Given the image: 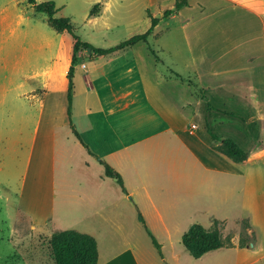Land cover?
<instances>
[{"label": "crops", "instance_id": "1", "mask_svg": "<svg viewBox=\"0 0 264 264\" xmlns=\"http://www.w3.org/2000/svg\"><path fill=\"white\" fill-rule=\"evenodd\" d=\"M215 1L212 10L215 14L225 12L226 18L221 21L226 28L235 22L257 24L262 28L260 51H230L223 55L217 52L216 42L212 41L213 45L210 47L209 43L207 47L210 51L201 53L202 72L210 71L212 76L225 74V91L206 83L200 74H189L204 80L200 89L208 101L207 106L224 109V127L215 118L212 120L213 133L220 137L223 131L225 138L233 140L245 151L248 157L243 163L235 162L213 148V138L200 121V116L203 117L200 109L198 113L193 108L186 110L180 103L185 101V96L171 90L169 85L174 81L180 83L178 79L165 76L168 71L160 70L154 59H151V65L136 57L121 61L120 57L129 47L103 56L89 53V57H81L82 61L74 66L72 121L82 140L95 154L90 155L76 140L68 124L66 74L71 60L67 59L62 68H55L51 63L43 67L35 64L41 57H50L51 60L53 56L41 51L45 45L38 36L35 39L34 32L29 50H36L31 59L26 58L28 32L21 30L23 15L14 11L18 7L17 0H3L0 4V61L3 63L0 67V101L4 102L7 92L14 91L13 99L19 109L11 108L12 111L6 114L16 125L10 128V137L5 136L11 140L7 146L8 157L6 162L2 159L0 170L6 168L12 182L14 178L19 180L18 199L9 197L14 210L11 215L14 225L20 218L32 227L53 221L52 199L58 152L56 135L60 129H69L71 135L67 133L63 137L66 177L73 178V193L80 203L87 204L88 210L108 194L115 197L118 206L139 195L153 205L162 220L165 215L154 206L158 199L166 204L184 203L188 196L196 193L206 199L200 188L204 187L212 195V172L225 173L230 180H238L241 184L240 191H234L232 181L226 183V201L235 212L234 218H246L255 235L251 249L239 246L234 249L239 256L252 253L255 259L264 256V142L252 146L249 141L253 124H260L259 129L261 124L264 125V114L259 112L264 108V0ZM99 4L94 15L89 11V18L96 21L104 17L107 22V14L111 11L112 15L113 6ZM173 4L174 0H143L142 8L152 11L153 7L161 6L166 10ZM237 12L241 14L235 15ZM230 13L238 18L232 21ZM259 40L258 36L255 43ZM23 60L27 61L26 68L23 63L21 66ZM251 70L262 74L257 83L245 81ZM174 75L183 77L176 72ZM58 86L64 89V93L51 100V92ZM35 101L38 103L37 109L34 108L36 113L30 109ZM208 118L211 119L212 114ZM19 154L22 159H16ZM78 155H81L80 162L73 163L72 159ZM92 157L99 165L91 161ZM222 159L225 162L218 164L217 161ZM101 161L120 173L125 192L114 179L105 176ZM27 203H37V206L32 209ZM109 208L94 209L96 214L92 216H98V210ZM208 212L211 214L210 225L213 220H222L212 219V207ZM90 230L94 228L89 226L87 231H75L91 235L96 240L95 233ZM222 249L212 250V253Z\"/></svg>", "mask_w": 264, "mask_h": 264}, {"label": "rangeland", "instance_id": "2", "mask_svg": "<svg viewBox=\"0 0 264 264\" xmlns=\"http://www.w3.org/2000/svg\"><path fill=\"white\" fill-rule=\"evenodd\" d=\"M51 1H54L58 9L57 17L70 18L78 39L97 48H110L133 35L144 33L150 26L148 13L158 17L160 21L157 28L154 29V33L152 32L146 42L126 48L127 51L120 57L121 61L136 57L139 61L144 60L151 65V59H154L160 70L164 73L168 71L164 74L165 76H169L170 79H178L177 81L180 82L174 81L169 86L173 92L178 91L180 95L185 96V101L181 100L182 102H180L183 103L184 108L186 110L193 108L195 111L197 110V113L200 109L203 115V117L200 116V121L210 138H213L215 143L213 148L221 145L222 140L227 139L223 131L220 137L214 134L212 125V120L216 118L219 121L218 124L222 128L224 127V109L213 105L211 108L208 107V101L200 89V84L205 80L211 86L214 84L218 90L225 91V74L212 76L210 71L203 73L201 67L204 66H200L203 64L201 53L210 51L207 47L209 43L210 47L213 45L212 41L216 42V48L219 49L217 52L223 55L230 51L239 53L241 51H260L262 43L260 25H245L235 22L226 28L224 22L221 21L226 18L225 12L215 14L212 10L216 6L215 0H193L190 6L179 10L168 18H162L164 10L161 6L153 7L152 11H144L143 0ZM100 2L113 6L112 15L111 11L107 14V22L103 20L104 17L96 21L89 18L91 8ZM2 3L3 0H0V4ZM17 3V10L14 11L23 15L21 30L28 32L25 40V46L28 49L25 57L31 59V54L36 50H29L30 44H32V32H34L35 39L38 36L41 43L45 45L41 51L53 56L51 60L50 57L47 59L41 57L39 61H35V64L39 63L43 67L51 63L55 68L64 67L66 60L72 58L75 38L69 33L56 32L48 24L47 16L37 13L27 0H17ZM238 14L241 13H235V15ZM229 17L232 21L238 18L233 14ZM258 36L260 40L256 44ZM89 53L88 49L80 48L76 53L75 64L82 61L81 57H89ZM211 59L213 60L214 57ZM22 63L25 68L28 66L26 60L21 62V66ZM11 66H13L12 62ZM0 67H3L1 61ZM174 72L183 77L178 78ZM195 73L200 74L204 80L191 76ZM261 76L260 71L251 70L247 73L245 81L257 83V79ZM193 87L196 89H192ZM1 93L0 91V98ZM14 93V91L7 92L4 102L0 101V168L2 159L6 162L8 157L7 146L11 140L10 138L7 140L5 136L10 137V128L16 125V122L6 117V114L10 113L12 109L15 111L19 109L17 101L13 99V95L15 97L16 94ZM51 93V100H56L60 95L62 97L64 89L58 86ZM37 104L35 101L34 107L30 105V109L34 113L37 112L34 109H37ZM259 112L264 114V108H260ZM209 114H212L211 119L208 118ZM261 125L262 128L259 129L260 124H253L252 137H249L252 146L264 142V125ZM67 133L71 135L69 129H60L56 135L58 152L55 191L52 199L55 215L53 221L50 220L40 226L32 227L20 218L19 223L16 222L14 225L11 219L14 210L9 204V197L18 199L19 180L14 178L12 182L7 169L0 170V264H54L49 248L52 234L67 229L87 231L89 226L94 228L90 231L95 233L98 245V264H264V256L259 259H255L254 253L239 256L238 251L234 249V246L251 249L255 239L248 220L246 218L235 219V212L231 210V205L226 201L227 181H232L231 188L234 191H240L241 184L238 180H230L231 177L227 174L214 171L212 172V195H209L208 190H205L204 187L200 188L207 196L206 199H203L199 193L191 194L184 203L166 204L158 199L154 206L158 212L165 215L162 220L158 218L153 205L141 199L139 195L135 200H126L118 206L115 203V197L108 194L109 196L104 197L102 201L93 204L92 210H88L87 204L80 203L73 193L75 188L72 183L73 178L66 177L64 165L66 147L63 145V137ZM214 137L217 139L214 140ZM15 156L17 157V155ZM16 159H22V155L19 154ZM80 160L81 155H78L72 159V162L78 163ZM91 161L96 166L99 165L95 161V157H92ZM224 162V159L217 161L218 164ZM73 176L75 177V174ZM194 190L196 191L195 187ZM27 205L34 209L37 203H27ZM100 207L110 208L104 211L98 210L99 215L92 216L96 214L95 210ZM211 207L212 219H222L217 222L222 239L232 246H224L221 251L214 253L211 251L196 259L181 244L182 235L192 223H199L207 228L213 226L215 220L210 225L211 214L208 212ZM139 212L144 217L149 231L160 244V252L153 245L146 229L139 221ZM242 244L245 246L242 247ZM177 255L180 257L178 258Z\"/></svg>", "mask_w": 264, "mask_h": 264}, {"label": "trees", "instance_id": "3", "mask_svg": "<svg viewBox=\"0 0 264 264\" xmlns=\"http://www.w3.org/2000/svg\"><path fill=\"white\" fill-rule=\"evenodd\" d=\"M191 0H174L172 8L166 9L163 12L162 18H168L179 10L190 6ZM37 13H43L47 16L48 24L58 33L67 32L75 38V43L73 47V55L71 59V64L66 74L67 78V118L70 130L76 140L88 151L92 156L94 153L90 151L88 145L82 140L75 125L72 121V99L74 94V66L76 62V53L80 48L89 49L90 53L96 54L98 56H103L114 52L125 47H130L136 45L140 42H146L147 38L152 34L154 28L159 23L160 19L158 17L152 16L148 13L150 17L149 28L141 34L133 35L130 38L114 45L110 48H96L87 42H82L74 33V26L71 23L69 17H57L56 13L58 11L54 1H43L38 2L36 0H27ZM99 3L95 4L90 10V15H94L99 8ZM217 139L214 137V140ZM218 152L226 155L235 162L243 163L246 161L248 155L243 151L233 140L224 139L221 145L214 147ZM104 166V174L108 178L114 179L120 186L121 190L125 192L123 178L119 172L113 169L106 162L101 161ZM138 219L146 229L148 235L150 236L153 245L160 252V244L156 241L153 234L149 231L144 217L141 213H138ZM218 220L214 221V225L207 228L200 224H193L189 229L182 235L181 244L187 250V252L193 258H200L205 253L219 249L224 246H232V244L225 243L221 237L220 229L218 227ZM242 247L245 244L241 245ZM49 248L51 256L54 260V264H97L98 263V249L96 240L91 235L80 233L75 230H61L54 232L52 234Z\"/></svg>", "mask_w": 264, "mask_h": 264}, {"label": "water", "instance_id": "4", "mask_svg": "<svg viewBox=\"0 0 264 264\" xmlns=\"http://www.w3.org/2000/svg\"><path fill=\"white\" fill-rule=\"evenodd\" d=\"M88 51H90L89 49H88ZM98 160H100L99 158H97Z\"/></svg>", "mask_w": 264, "mask_h": 264}, {"label": "built area", "instance_id": "5", "mask_svg": "<svg viewBox=\"0 0 264 264\" xmlns=\"http://www.w3.org/2000/svg\"><path fill=\"white\" fill-rule=\"evenodd\" d=\"M192 127H195L194 125H192Z\"/></svg>", "mask_w": 264, "mask_h": 264}]
</instances>
